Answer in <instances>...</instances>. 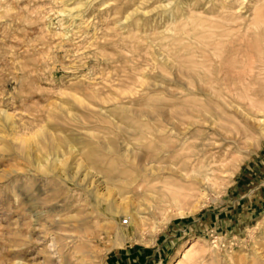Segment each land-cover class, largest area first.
<instances>
[{"label": "rangeland", "instance_id": "374dc122", "mask_svg": "<svg viewBox=\"0 0 264 264\" xmlns=\"http://www.w3.org/2000/svg\"><path fill=\"white\" fill-rule=\"evenodd\" d=\"M263 23L264 0H0V264H121L165 243L162 264H264V133L205 90L264 114ZM167 111L179 129L160 131ZM154 153L162 169H142Z\"/></svg>", "mask_w": 264, "mask_h": 264}, {"label": "bare ground", "instance_id": "6f19581e", "mask_svg": "<svg viewBox=\"0 0 264 264\" xmlns=\"http://www.w3.org/2000/svg\"><path fill=\"white\" fill-rule=\"evenodd\" d=\"M230 12V11H229ZM227 13V12H226ZM228 14V13H227ZM223 15V14H222ZM221 15V17H223V16H225V15H223L222 16ZM225 18V17H224ZM253 18V17H252ZM226 20H227V18H226ZM236 21V20H235ZM234 21V22H235ZM258 21H260V20H258ZM258 21H257V23H258ZM222 22V21H221ZM227 22V21H226ZM234 22H232V23H234ZM251 22V21H250ZM229 23V22H228ZM256 23V22H255ZM223 24V23H222ZM264 24V23H263ZM237 25V24H236ZM251 25V24H250ZM254 25V24H253ZM259 25V24H258ZM252 26V25H251ZM228 27H230V26H228ZM257 28V27H256ZM224 29H226V27H224ZM260 29V28H259ZM254 30V29H253ZM261 31V30H260ZM227 32V31H226ZM225 32V33H226ZM255 32V31H254ZM261 33V32H260ZM259 33V34H260ZM257 35V34H256ZM262 36V35H261ZM260 37V36H259ZM217 57H218V55H217ZM227 65V64H226ZM223 66V65H222ZM228 67V66H227ZM228 69V68H227ZM244 69V68H243ZM221 70V69H220ZM247 70V69H246ZM241 71V70H240ZM238 72H239V70H238ZM219 73H220V71H219ZM235 73V72H234ZM209 74H211L210 72H209ZM243 74H244V72H243ZM235 75V74H234ZM237 75V74H236ZM235 75V76H236ZM239 75V74H238ZM241 75V74H240ZM261 80V79H260ZM233 81V80H232ZM259 81V80H258ZM228 84V83H227ZM192 85V84H191ZM230 86V85H229ZM237 89V88H236ZM240 89V90H239ZM238 90H237V92H236V95H237V97L238 98H249V106L251 107V109H253V107H256V104H254V102L253 101H251L250 100V95L248 94V91L245 89V88H243L242 89V87H240ZM205 90H207V93H209V94H211V95H213V96H215V97H217L221 102H222V104L223 105H225V106H228V108L229 107H231V108H234V109H236L237 111L239 110V112L242 114V116L245 118V119H247V120H249V122H250V124H252V125H254L257 129H259L260 131H261V133H264V114H262V115H260L261 117H256V113L254 112V113H252L253 112V110H251V111H244L243 109H240V107H238L237 105H236V102H234V103H232L231 101H229V100H226L225 99V97L221 94L220 95V93H215L214 92V89H212V87H207ZM235 91V90H234ZM235 93V92H234ZM80 101V100H79ZM81 103V102H80ZM244 103H246V102H244ZM262 106H258V104H257V107H256V109H257V112H261V111H263V110H261L262 108H261ZM95 110V109H94ZM256 111V110H255ZM216 112H218V111H216ZM70 113V112H69ZM176 113V112H175ZM175 113H170V112H168L167 111V113H165V117H166V119H165V125H164V128L163 129H161L160 131H169V130H172V129H179L180 127H179V125H180V123H181V119L177 116V114H175ZM217 114V113H216ZM71 115H72V113H71ZM219 115V114H218ZM73 116V115H72ZM76 116V115H75ZM196 116H200V117H203V118H205L206 120L207 119H210L212 116H211V114L210 113H208L207 111H205V110H198V113H197V115ZM221 116H222V114H221ZM220 115H219V117H221ZM255 116V117H254ZM223 117V116H222ZM221 117V118H222ZM8 121H9V119H8ZM184 121V120H183ZM7 122V121H6ZM9 123V122H8ZM183 123V122H182ZM170 126L169 128H167V126ZM189 125H191V124H189ZM211 126V125H210ZM214 126V125H213ZM6 127V126H5ZM10 127V126H9ZM166 129H168V130H166ZM158 130V129H157ZM39 135V134H38ZM225 135V138H228V139H231L232 141H234V142H236L237 141V139L238 138H240V135H241V132L239 131V130H237L236 132H234V134L233 135H229V136H227L226 134H224ZM35 137H38V136H35ZM21 139V138H20ZM24 139V138H23ZM22 140V139H21ZM22 142H24V144H26L27 145V147H28V149L30 148V144L31 143H33L34 145H35V147H36V149L39 151L38 153H34V157L33 158H31V153H30V151H25L26 153H25V157L29 160V161H33L34 163H36V165L39 167V168H43L44 166H46V146H45V144H43L42 142H38L37 140H35L34 139V137L33 136H31V137H29V138H26L25 140H23ZM19 144H20V142H19ZM16 149V148H15ZM16 150H18V149H16ZM69 150H71V147H69ZM21 151V150H20ZM20 151H18V152H20ZM55 151H57V149L55 150ZM16 152V151H15ZM19 154V153H18ZM21 155V154H20ZM30 158V159H29ZM137 158H139V157H137ZM155 158H156V155H155V153L154 154H151V156L149 155L148 157H140L139 158V166L140 167H142V169H144V170H147V171H152V170H159V169H162V168H159L160 166H161V163H160V160H155ZM23 159V158H22ZM137 162V161H136ZM156 162L157 163H159V164H156ZM138 163V162H137ZM203 166V165H202ZM85 169H86V172H85V174L87 175L89 172L87 171V167H85ZM141 169V168H140ZM214 170V169H213ZM191 172H192V176H193V178L197 181V182H199V183H201L202 185H207L208 184V172L205 170V168H203V167H201V166H199L197 169H193V170H191ZM182 176H184V177H186V175L185 174H182ZM177 180V179H176ZM262 183V182H261ZM263 184V183H262ZM259 186H260V184H258ZM257 187V186H256ZM258 188V187H257ZM97 192V191H96ZM94 195L97 197V198H99V199H101V200H99V201H101L102 203H107V202H109V203H107V207H108V210L109 211H112L113 210V205L112 204H115V206H118V205H123L124 204V202L125 201H117L116 199H111L110 201H108V199H106V198H108L106 195H105V197L106 198H100V197H98V195L96 194V193H94ZM181 195H182V193L180 192V191H178V190H173V189H171V188H167L166 190H165V197H167L168 198V201L169 202H171V203H173V204H175V203H177V202H179V200H180V197H181ZM158 200L159 201H162L163 200V195H162V197H158ZM25 211V210H24ZM34 211V210H33ZM115 212V211H114ZM41 213H42V210H39V211H36L35 212V215H36V220L35 221H40L39 220V215H41ZM44 213V212H43ZM118 213V212H117ZM34 215V214H33ZM114 215V214H113ZM116 215V214H115ZM111 217H112V215H111ZM24 218V217H23ZM22 218V219H23ZM123 221V220H122ZM18 222H19V220H18ZM23 222H24V220H23ZM140 222V221H139ZM22 223V222H21ZM20 224V223H19ZM18 225V224H17ZM23 225H25V227H27L28 225H30V222H27V223H23ZM29 228V227H28ZM38 231V230H37ZM40 231V230H39ZM28 232V231H27ZM121 235V234H120ZM121 237V236H120ZM162 250V249H161ZM186 252H188V249H186L185 250V253L182 255V257H184L185 256V254H186ZM261 254V258H263V260H264V250L260 253ZM129 263V262H128ZM192 263H193V261H192ZM192 263H190V264H192Z\"/></svg>", "mask_w": 264, "mask_h": 264}, {"label": "crops", "instance_id": "0c3cea01", "mask_svg": "<svg viewBox=\"0 0 264 264\" xmlns=\"http://www.w3.org/2000/svg\"><path fill=\"white\" fill-rule=\"evenodd\" d=\"M166 249H167L166 243L164 245H160L158 249H155V250L151 251L149 254H147L145 256V259L143 260L142 252L137 251V253H136L134 248H129L126 252L122 253V256H121L122 260H119V261L121 264H132V263H136L137 259H139V261L143 260L139 264H162V262H163L162 258L166 254L165 253ZM136 264H138V263H136Z\"/></svg>", "mask_w": 264, "mask_h": 264}, {"label": "built area", "instance_id": "2783aa9c", "mask_svg": "<svg viewBox=\"0 0 264 264\" xmlns=\"http://www.w3.org/2000/svg\"><path fill=\"white\" fill-rule=\"evenodd\" d=\"M124 223H126V220L124 219Z\"/></svg>", "mask_w": 264, "mask_h": 264}]
</instances>
